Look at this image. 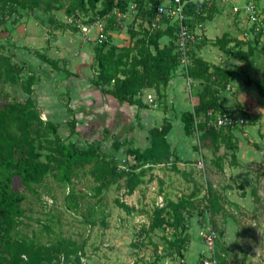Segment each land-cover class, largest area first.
Returning a JSON list of instances; mask_svg holds the SVG:
<instances>
[{"label": "rangeland", "instance_id": "obj_1", "mask_svg": "<svg viewBox=\"0 0 264 264\" xmlns=\"http://www.w3.org/2000/svg\"><path fill=\"white\" fill-rule=\"evenodd\" d=\"M256 1L264 12V0ZM58 4L53 0H0V96L6 94L16 101L25 102L28 98L25 91L29 90L34 102H37L35 86L49 74L43 62L31 60V56L37 57V53L27 51L16 30H23V24H27L28 20L35 21L41 16H46L44 23L50 29L51 26L47 24L49 16L53 9L58 8ZM242 5L241 8L244 7ZM99 19L104 18H100L96 11L80 12L78 19L70 26L72 30L82 31L81 24L90 25ZM160 20L162 23L165 18ZM28 55L31 59H27ZM28 78L37 81L32 91L27 86ZM259 79L264 80V77ZM190 89L187 83V100L192 96ZM61 98L65 103L66 98ZM4 102L1 98L0 104ZM258 108L261 109L260 104ZM34 110H40L38 102ZM166 110L170 111L169 105ZM40 115L43 121L54 124L64 122L63 119L50 120ZM239 116H242L245 123L237 126L235 131L239 132L242 146H253L252 141H249L250 136L244 134L253 125L258 127L259 133L264 132V118L252 120L242 112H239ZM168 120L160 121L153 129L165 128L170 124ZM151 130L143 132L145 135L141 143L152 144L154 138ZM33 132L39 160L47 162L53 136L39 132L37 126ZM61 135L67 137V128L61 129ZM198 136L196 133L193 138L195 144L201 146ZM167 137L165 140L168 144L170 142L169 146H175V132L172 140L169 141ZM84 138L78 142L82 148L87 147ZM162 140L156 139L155 142L159 144ZM125 151L126 148H123V153L120 150L110 154L101 150L103 155L114 158L119 171L126 174L122 178L110 180L105 187H100L101 182L88 169L74 171L71 177L73 185L69 187L54 178L53 170L48 172L41 185L30 189L16 178L12 188L25 196V214L18 219L12 236L27 245L17 253L5 254L12 263L188 264V261H194V264H200L207 250L204 234L208 229H215V253L221 258V264H264L263 158L255 160V165L250 168L253 173L243 174V181H240L221 174L216 165L219 153L226 160L231 156L226 151L214 154L210 166L206 165L207 157L202 155V158L191 162L190 166H181L178 160L171 157L167 163L145 165L137 169H132L133 160ZM134 176L139 184L131 190L130 183ZM209 186L221 196V204L225 208L224 212L214 217V226L204 207V196ZM196 188L200 191L194 202L202 204L201 210L205 209L202 224L197 211H194L192 216H185L188 230L183 233L167 225L150 230L157 209L166 207L170 200L176 202L188 196ZM180 235L185 236L187 242L185 250L178 254L169 242H175Z\"/></svg>", "mask_w": 264, "mask_h": 264}, {"label": "trees", "instance_id": "obj_2", "mask_svg": "<svg viewBox=\"0 0 264 264\" xmlns=\"http://www.w3.org/2000/svg\"><path fill=\"white\" fill-rule=\"evenodd\" d=\"M59 2L58 8L53 10H64L66 15L76 21L80 12L89 10L96 11L100 18H106L111 15L114 9L125 12L130 5L129 0H53ZM163 0H132L135 2L138 10H144L149 22V28L142 30V38L137 39L133 46L118 48L108 43L107 40L100 43L95 49V61L97 65V75L94 85L101 89L102 92L112 95L121 105L124 103L143 106L141 99L136 98L143 89L155 88L160 93V87H167L172 78L175 76L177 68L180 67L178 52L176 48V27L168 22L167 30H160L159 27L153 26V20L157 16V7ZM186 1V0H185ZM100 5V6H98ZM204 4H201V6ZM201 6L197 3L186 1L185 13L188 16L187 24L193 32V23L197 21L198 15L201 14ZM100 7V8H98ZM52 10V14H53ZM50 14L49 22L52 25L57 22L54 14ZM111 19L105 21L104 30L108 31L113 23H117L113 15ZM51 21V22H50ZM51 23V24H49ZM46 24V23H45ZM60 28H65V24L58 22ZM50 29L48 31L51 36ZM169 31L171 42L167 46L161 47L159 39ZM194 33V32H193ZM131 32V39L136 36ZM260 36L254 38V42L249 40L230 39L227 35L217 39L214 44L224 50L233 58L246 61L256 52L264 53V47L259 49L258 43ZM234 42L235 46L228 49V45ZM264 42V39H263ZM191 46V45H190ZM190 66L188 76L192 81L200 83V88L193 92L194 110L193 112H184L181 114V122L184 125V133L188 138L195 137L199 134L198 141L202 148H210L214 154L218 153L221 146L235 151L237 149L236 138L234 135V126L214 128L208 125L207 113L209 110L216 112H231L239 116L236 110L225 109L220 104L219 94L225 90L229 84L232 73L222 70L217 66H211L202 58L190 53ZM50 42L43 52L36 51L37 58L43 63L51 66L52 72H64L66 77L71 76L65 66L66 61L52 59L47 56L50 49ZM154 48V52L152 51ZM247 47V50H243ZM60 64L63 67H60ZM212 69V70H211ZM18 72V71H17ZM21 72L19 71L18 74ZM183 73V72H182ZM28 88L34 87L37 82L34 78L27 79ZM252 85L251 80L247 81ZM260 96L264 98V82H255ZM28 94L25 102L16 101L9 95L0 96L5 100L0 104V264H13L12 260L5 254H14L26 246V242L18 241L13 238L12 231L18 224V219L23 217L25 210L23 202L25 196L17 193L12 188L13 181L17 178L27 188L39 186L44 181L50 170L54 171V178L67 187L73 185L72 174L76 170L88 169L95 173L96 179L101 182L100 187H105L110 180L122 178L125 172L119 171L118 164L114 158L107 157L101 153L100 144L91 142L86 148H81L73 137L79 135L77 130L78 120L74 111L70 108V100L66 101L70 118L65 124H54L51 121H43L41 112L34 110L32 92L25 91ZM39 113V114H38ZM38 127L39 132H45L53 136L50 142L51 151L47 156V162L39 160V153L35 143V133L33 130ZM67 128L68 136L61 135V129ZM171 126L168 125L161 130L153 129L150 131L152 137L151 147L144 152L138 149H126L125 153L132 158V169H137L145 165H159L167 163L172 153L169 144L165 140ZM163 138L158 144L156 139ZM129 139L124 142L113 141V147L119 149L120 146H131ZM197 146V145H195ZM197 150V147H195ZM233 159L235 155L233 154ZM131 160V159H130ZM217 166L222 169V157L217 160ZM135 176L130 183V189L134 190L139 184ZM199 189L196 188L191 194L178 201H168L166 207L159 208L155 211L154 218L150 224V230L154 231L165 225L183 233L187 231L185 216H192L197 211L200 217V224L204 222V210L209 212L210 220L215 225L214 217L225 211L221 204V196L208 187L204 196L205 209L201 210L202 204L194 202L198 195ZM255 196V193L252 192ZM215 230V229H214ZM216 231V230H215ZM4 233V236L2 235ZM187 240L181 236L175 242L169 244L175 248L179 254L185 250ZM219 262L221 258L217 255ZM221 264V263H220Z\"/></svg>", "mask_w": 264, "mask_h": 264}, {"label": "crops", "instance_id": "obj_3", "mask_svg": "<svg viewBox=\"0 0 264 264\" xmlns=\"http://www.w3.org/2000/svg\"><path fill=\"white\" fill-rule=\"evenodd\" d=\"M131 1L129 0L130 3H132ZM186 1L197 3L198 6L204 4L201 6L202 12L198 15L197 21L193 23L192 30L195 34V41L190 46V53L202 58L211 66H217L232 73L226 89L219 94L220 104L225 109L236 110V112L240 110L237 113L238 115L239 112H242L245 117L252 120H261L264 118V98L260 96L255 82H264L263 79H259L261 76L264 77V53L256 52L246 61H240L214 44L217 39L222 38L224 35H227L231 40L254 42L255 37L249 34L250 25L245 15L240 12L235 13L234 7H241L242 4L245 5L249 1L257 4V1ZM257 6L259 7L258 4ZM143 11H139L137 7L136 12L127 15L126 18L113 15L117 19V23L114 22L112 27L105 31L106 36L109 38L108 43L123 48L133 46L137 39H141L142 30L149 28L146 13ZM53 14L57 22L50 28L52 36H49V29L44 23L46 16H41L38 20L34 18L35 21L27 19V24H23L24 29L16 30L27 51L33 53L36 51L43 52L47 40H49L51 47L47 51V56L52 59L66 61L65 68L71 72V76L66 77L64 72H52L51 66L43 63V67L47 69L49 75L37 83L35 93L44 118L50 120L63 119L62 124H65L70 118L65 103L70 100V108L74 111L78 120L77 130L79 135L76 136V141L79 142L85 137L86 145L91 142H98L100 150L110 154L120 150L123 153V148L127 149L129 147L144 152L151 147V144L141 143V139H144L143 136L145 135L143 132L147 133L148 130L159 125L160 121L169 119L171 129L167 138L169 141L172 140V135L175 132V146H169L175 161L178 160L181 166H190L192 165L191 162L195 161L196 158H202L203 155L207 157L205 160L206 165L210 166L211 158L214 156L212 149L195 146L197 145V143L195 144V138L185 136L184 125L180 119L182 113L193 112V92L200 88L199 82L188 79L179 67L167 87H160V93L155 88L143 89L141 93L151 96L152 103H149L145 98L141 99L142 107L128 103L121 105L112 95L102 92L94 85L93 80L96 79L97 75L95 49L99 45L97 42L98 28L94 26V22L90 25L81 24L82 28L87 27L85 32L83 30H72L70 24L74 21L66 15L64 10H53ZM111 18L106 17L105 20L103 19L104 21L101 20L104 26L105 21ZM157 19L156 16L153 20V26L159 27L160 30H167L168 22L162 21L161 23V18ZM58 22L65 24L66 27L60 28ZM131 32L137 34L133 40L131 39ZM171 40L168 31L159 39V44L161 47L167 46ZM234 46V42H231L227 48L231 49ZM263 47V39H260L258 48ZM243 50H247V47H244ZM152 51L154 52L153 47ZM30 55L27 59H31ZM31 57L33 62L34 59L42 62L37 57ZM60 67H63V65L60 64ZM248 80H251L253 84L248 85ZM187 83L191 87L190 93L192 96L190 100L186 98ZM63 96L66 98L65 103L62 102L61 97ZM259 104L261 109L258 108ZM168 105L170 111L166 110ZM247 131L244 136L251 137H249V141H252L253 146H242V140L238 136L239 132L234 131L237 149L232 151L225 148V146H221L218 151L231 153L228 160L223 156L221 162L223 168L219 169L220 173L240 181L243 174L253 173L250 168L255 165V160L258 158L264 159V143H261V141H264L262 140L264 139V132L259 133L258 127L255 125ZM126 139L131 141V146H120L119 149L113 147L114 140L122 143ZM195 147H197V150ZM233 154L235 159H233ZM218 155V158L222 157L220 153ZM188 264H194V261H188Z\"/></svg>", "mask_w": 264, "mask_h": 264}, {"label": "built area", "instance_id": "obj_4", "mask_svg": "<svg viewBox=\"0 0 264 264\" xmlns=\"http://www.w3.org/2000/svg\"><path fill=\"white\" fill-rule=\"evenodd\" d=\"M185 0H163L162 3L157 7V20L160 18H167L170 24H174L177 31L176 48L178 52L180 68L183 74L189 79L188 69L190 66V59L188 54L189 46L195 41V34L190 30L187 21L188 16L185 13ZM137 5L135 2L130 3L127 11L121 12L114 9L111 15H115L119 18H126L127 15L135 13ZM235 13H243L249 23L250 32L252 37L260 36L264 39V12L257 6L253 1H249L244 7H234ZM108 15L106 17H111ZM94 26L98 28L97 42L100 44L107 40V36L104 30V24L102 21L96 20ZM82 30L87 31V27H83ZM138 99H147L149 103L153 102V99L149 95L138 94ZM208 125L214 128H222L227 126H241L243 125L244 119L231 112H216L209 110L207 113ZM217 240V233L213 229H208L204 234V242L207 248L204 252V256L200 261V264H220L219 259L215 253V246Z\"/></svg>", "mask_w": 264, "mask_h": 264}]
</instances>
